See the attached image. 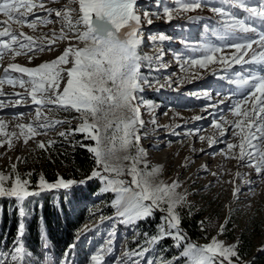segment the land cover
<instances>
[{"label":"snow or ice","instance_id":"obj_1","mask_svg":"<svg viewBox=\"0 0 264 264\" xmlns=\"http://www.w3.org/2000/svg\"><path fill=\"white\" fill-rule=\"evenodd\" d=\"M48 2L57 3L58 0ZM137 2L138 0H68L62 7L52 8L45 7L43 0L39 3L35 0H0V14L6 18L0 21V25H4L0 27V60L4 54H10L12 59L25 55L31 62L37 52L54 51L58 42H67L68 45L59 56L35 67L13 62L4 67L3 75L0 76V95H4L2 86L5 83L13 86L18 84L21 88L27 83L31 85V91L26 89L24 94L15 95L30 96L35 105L34 120L17 125L20 129L19 135L16 132L4 133L9 149L14 147L13 137L17 141L23 137L25 146L31 140L35 144V150L49 152L58 141L39 140L37 137L47 135L49 131H55L57 127L70 122L67 119L53 118L48 113L53 109L75 111L79 114L80 123L74 128L59 131L57 137L67 140L70 135L85 134L86 139L95 143L88 146L81 144V147H87L96 164V168L84 180L58 178L54 183H49L40 175L35 188L31 186L29 179L21 177L15 163L11 165L10 174L0 172V198H14L18 212L17 234L11 248L5 245L0 249V264H27V258L31 256L23 241L25 221L29 215L25 202L29 198L39 197L42 193L52 190H70L74 185H83L93 179L102 183L101 193L115 194L111 206L116 211L114 218L120 223L135 225L153 218L157 212L162 214L156 233L142 234L149 246L138 245L136 250L126 251L120 259V264H178L181 258H187L188 264H240L238 242L225 244L216 237L205 245L189 242L187 234L181 228L182 217L178 211L179 208L187 206L191 215L192 204L187 198L189 194L177 192L182 186L178 179L171 184L161 182L155 187L150 184L148 177L159 173L162 166H154L150 172L139 168V164L146 157L140 141L147 136L146 132H142L147 122L141 117V106L150 113L155 107L139 95L145 88L152 87L149 78L142 74L141 67L146 63L151 68L154 62L161 61L164 50L157 48L153 55H141L138 51L143 42L142 19L151 25V16H158L159 13L150 14L145 11L142 17L137 14ZM177 2L180 4L178 12H192L202 7V0ZM234 9L242 10L247 16L239 18ZM38 11H44L48 15L41 18L37 15ZM212 11L219 18L215 35L225 41L228 47L236 50L232 54V63L249 65V68L243 73H237L230 81L242 90L239 100L232 96L225 97L211 103L204 111L231 102L230 111L236 119L227 121L221 117L212 121V126L218 130L219 136L223 137L227 132L225 124H230L238 130L233 132V135L241 136L239 145L227 144L229 152L224 155L226 158L236 159L241 165L252 167L258 176L264 177V30L258 31L256 27L257 22L264 25V0L255 6L249 5L247 0H220V6L214 7ZM53 14L55 19L62 23V27L59 33L53 30L50 38L45 34L42 38L34 39L23 31L13 30L9 23L11 21L18 26L26 25L35 30L37 25L53 23ZM164 15L167 21L175 18L173 10L167 7L164 8ZM30 16L34 18L29 21ZM188 19L195 20L199 17L189 16ZM149 39L153 44H162L170 37L160 33ZM80 44H83V47H80ZM253 45L256 47L253 48ZM185 47L203 54L196 58L189 56L183 61L184 64L207 68L210 64L220 63L231 67L227 58L221 57L217 60L216 54L221 52L222 48L215 43L206 41L196 45L185 44ZM249 53L250 59H246ZM177 59L183 58L178 54ZM12 72L21 75L13 78ZM25 75L28 77L27 81L24 79ZM195 95L210 99L208 92ZM15 103L18 105L21 101L17 100ZM3 107L4 104L0 101V108ZM195 119L202 117L197 116ZM149 122L156 130L168 127L159 125L154 115ZM0 132H3V121H0ZM200 139L206 140L209 147L219 142L215 136H200ZM4 143V140H0V146ZM237 147L238 154L233 151ZM133 148L135 155L130 154ZM117 152L124 153L122 160L129 162L127 167L122 163L112 162L113 159H121L116 156ZM185 160L187 161V158ZM17 161L26 162L20 157H17ZM180 166L187 168L190 164L185 162ZM201 169L204 172L209 171L207 165H202ZM125 172L131 176L130 183L121 179ZM211 174L217 175L215 172ZM27 175L31 176V173ZM241 176L240 172H236L234 180ZM244 183L251 185L252 181L246 180ZM206 187H211V184ZM240 191L238 186L235 187L233 195L238 197ZM40 223L43 226L42 216ZM200 224L203 226L204 221H200ZM224 230L225 224H220L218 235L223 234ZM109 235L113 239L107 242L106 248H101L91 256L92 264H102V253L113 250L115 232ZM41 238L43 247L47 250V233L43 227ZM166 239H171L173 246L182 251L171 260L163 255L158 259H148V254L155 251L156 246ZM74 247L75 245L70 246L60 264H69L68 255ZM259 251L264 252V247Z\"/></svg>","mask_w":264,"mask_h":264},{"label":"rangeland","instance_id":"obj_2","mask_svg":"<svg viewBox=\"0 0 264 264\" xmlns=\"http://www.w3.org/2000/svg\"><path fill=\"white\" fill-rule=\"evenodd\" d=\"M35 2L39 3L41 0H35ZM59 2L61 6L57 8L67 4L68 0H58L57 3ZM261 2L262 0H247V3L253 6ZM43 3L45 7L52 8H55L52 5L56 4L49 3L48 0H43ZM219 6L220 0H202L201 8L192 12H178L180 4L177 0H141L139 3L137 2V14L142 17L145 11L150 14L159 13L158 16H151L153 20L151 25L142 19L141 35L143 42L138 51L141 55H153L157 48L164 50L161 61L154 62L151 68L146 63L141 67L142 74L149 78L152 87L145 88L144 92L139 95L144 101L151 102L155 107L150 113L141 106V117L147 122L142 132H146L147 136L140 141V146L144 149L146 157L139 164V168L142 171L150 172L154 166H162L159 173L148 177L150 184L155 187L161 182L171 184L178 179L182 186L177 189V192L189 194L187 198L192 204L191 214L200 213L202 216L200 221H204L203 226L200 224L201 238L197 240L188 236L181 223V228L187 234L189 242L205 245L213 237H216L225 244L237 242L239 244L245 236L250 245L253 244L254 255H256L264 253L259 251L264 247V177L258 176L252 167L241 165L236 159L226 158L224 155L229 152L227 144L239 145L241 136L233 135V132H238V130L230 124H225L224 127L227 132L224 137L219 138L218 130L212 126V121L213 119L219 120L221 117L227 121L236 119L230 111L231 102L219 104L215 109L210 108L209 111H204L211 103L225 97L232 96L239 100L242 90L230 81L235 78L237 73H243L249 68V65L232 63V54L236 50L228 47L225 41L220 40L215 35V30L219 27V18L212 9ZM165 7L173 10L175 18L172 21H167V17L164 15ZM234 11L239 18L247 16V13L242 10L234 9ZM41 13L47 14L44 11H38L37 15L40 16ZM73 15L75 16V13ZM189 16L199 17V19L189 20ZM33 18L30 16L29 21ZM4 19L6 18L3 14H0V21ZM9 23L13 30L23 31L29 36L33 35L34 30L26 25L18 26L11 21ZM3 26L0 25V27ZM39 26L41 25H37V28ZM43 26H49V24ZM256 27L258 31L264 30V25H260L259 22H257ZM48 33L43 32L42 36L47 34L49 37L50 33ZM160 33L166 34L170 39L162 44L159 42L153 44L149 37ZM206 41L215 43L222 48V51L216 54V58L217 60L221 57L227 58L231 67H225L220 63L210 64L207 68L184 64L183 61L189 56L196 58L203 54L199 51L193 52L190 48H186L185 44L196 45ZM255 47L253 45V48ZM42 53L38 52V54ZM178 54L183 59L178 60ZM9 56L11 55L9 54ZM6 57L8 54H4L3 59L0 60V76H2L3 67L7 66L2 65V61ZM245 58L250 59V53ZM4 87L2 90L4 95H0V101L4 104V107L0 108V121H3V132H0V140H4L5 143L0 146V172L5 175L10 174L11 165L15 163L21 177L29 179L33 188L38 183L40 175H43L48 181L47 169L50 172H57L58 178L75 181L84 180L86 177L82 179L65 177V173L68 172L66 170L68 156L76 150V147H81V144L88 146L94 145L95 142L86 139L83 133L70 135L67 140L57 137L59 131L74 128L80 123L79 114L75 111L65 112L56 109L48 113L53 118L67 119L70 122L67 125L57 127L55 131H49L47 135L37 137L39 140L56 139L58 141L49 152L35 150V144L31 140L25 146L23 137L18 141L13 137L14 147L9 149L4 133L16 132L19 135L20 129L17 125L29 123L27 119L35 113V105L31 103L29 110L18 109L17 107L23 106L22 103L31 100V98L13 97L15 93L11 92V89H14L16 93L23 90L18 84L13 86L5 83ZM27 88L31 89V85L27 84ZM204 92L210 94V99L203 95H195ZM17 100L21 101L18 105L15 103ZM153 115L159 125L168 127L156 130L154 125L149 122ZM197 116L202 117V119H195ZM1 118L9 119V121L6 122ZM21 118L23 119L21 120ZM194 122L197 123L194 124ZM110 135L111 132H109ZM200 136H215L219 142L211 147L208 146L206 150L201 152L200 147L208 143L206 140L202 141ZM233 151L238 154L239 148L237 147ZM90 154L92 155V153ZM130 154L135 155V148L131 150ZM123 155V152H117L116 156L121 159H113L112 162L122 163L127 167L129 162L122 160ZM161 156L164 157V163H158ZM17 157L26 162H18ZM185 162H188L190 166L182 168L180 165ZM145 163L147 164L146 169ZM202 165H207L209 171L204 172L201 169ZM94 168H96V164ZM213 172L217 175L213 176L211 174ZM236 172H240L242 176L234 180ZM28 173H31V176H28ZM121 179L127 183L131 182V176L127 175L126 172ZM233 180L234 182H232ZM246 180L252 181L251 185L245 184L244 181ZM209 184L211 187H206ZM237 186L241 189L238 197L233 195V189ZM101 188L102 183L98 179H93L83 185H74L70 190L61 189L42 193L39 197L29 198L25 202V209L29 215L25 221L26 231L23 241L26 249L31 253V256L27 258L30 264H46L45 259L53 260V264H60L66 251L72 245L75 247L68 255L69 262L92 264L91 256L101 248L107 247V242L113 239L109 235L113 231L115 232L113 250L102 253L104 256L102 264H120V259L126 251L136 250L138 245L149 246L142 234H155L157 225L161 222L162 214L157 212L153 218L140 221L135 225L120 223L114 218L116 211L111 206L115 194L111 192L101 193ZM53 193L62 199L63 205H60L59 214L52 215L51 228L56 234L58 232L63 233L61 232L63 221L69 219L72 226L68 227L70 230L68 236H73L72 242L63 246L57 254L51 253L48 249L45 250L40 243L36 242L28 230V226L32 223L37 212H35V207H41V202L38 203L37 201L39 199L44 200L46 194ZM0 199H7L6 208L9 212L16 211L18 215L14 198ZM178 211L182 217V214L189 212V209L184 206ZM110 217L113 219H109ZM226 221L227 223H225ZM220 224H225V230L223 234L218 235ZM15 236L11 237L7 230L2 231L0 226V249H3L5 245L11 248ZM180 251L182 249H176L171 239H166L156 246V250L150 252L147 258L158 259L160 255H163L166 259L171 260ZM252 257H241L240 264H250ZM178 264H188L187 258H181Z\"/></svg>","mask_w":264,"mask_h":264},{"label":"trees","instance_id":"obj_3","mask_svg":"<svg viewBox=\"0 0 264 264\" xmlns=\"http://www.w3.org/2000/svg\"><path fill=\"white\" fill-rule=\"evenodd\" d=\"M94 167L95 161L87 148L76 147V150L72 151L68 156V167L66 169L68 172L65 173V177L74 179L85 178L91 174ZM46 173L49 182H54L59 177L57 172H50L48 169ZM7 201V199H0V226L2 231L7 230L12 237L17 233L18 215L16 211L9 212L6 208ZM37 202H41L42 207H35V212H37L34 215L32 223L28 226V230L30 234L33 235L36 242L43 246V240L41 238V229L43 227L47 233L48 250L53 254H57L63 246L69 245V243L73 240V236H68L70 231L68 230V227H70L72 223L69 222V219L63 221V227L61 226V232L63 233L58 232L59 234H56V232L51 228V219L53 214H59L60 205H63L62 199L53 193L46 194L44 200L39 199ZM41 216L43 217V226L40 223ZM201 217L200 213H193L189 215V212H184L182 214V227L187 232L188 236L194 240L201 238L202 235V230L200 229ZM64 229L65 231H63ZM252 245L253 244L250 245V242L246 240L245 236H243L238 249L240 256L242 258L253 256L250 264H264V253L254 255V247ZM45 262L46 264L54 263L51 259H45ZM27 264H30L28 260ZM69 264L74 263L69 262Z\"/></svg>","mask_w":264,"mask_h":264},{"label":"bare ground","instance_id":"obj_4","mask_svg":"<svg viewBox=\"0 0 264 264\" xmlns=\"http://www.w3.org/2000/svg\"><path fill=\"white\" fill-rule=\"evenodd\" d=\"M141 0H139L138 1V3L140 2ZM53 7H55V8H57V7H59V6H61V4H60V2L59 3H56V4H54V5H52ZM49 7V6H48ZM70 7H76V5H70ZM47 15V14H46ZM46 15H44V14H40V17L42 18V17H44V16H46ZM52 19H53V23H50L49 24V26H43V25H41V26H39L38 28H36L33 32H32V34L33 35H31L34 39H37V38H42L43 36H42V33L43 32H45V33H48V31H49V38L52 36V31L53 30H55L57 33H59V31H60V29H61V27H62V23L60 22V21H58V20H56L55 19V17H54V14H53V17H52ZM16 31H20V30H16ZM27 35H29V34H27ZM58 44V46H56L55 47V49L56 48H58V50H54V51H44L42 54H38V52L35 54V58L34 59H32V61L31 62H29V59H28V57L27 56H25V55H20V56H16L15 57V59H12V57L11 56H9V54H8V57H6L2 62V65H7L8 63H10V62H13V63H18V64H20V65H22V66H26V67H35V66H37V65H39L40 63H42V62H44V61H50V60H52V59H54L55 57H57V56H59L62 52H63V50H64V48L65 47H67L68 45H67V42L66 43H63V42H58L57 43ZM60 44V45H59ZM83 44H80L79 46L80 47H83L82 46ZM71 65H68V67H70ZM4 68V67H3ZM173 69H174V66L172 67ZM1 75H3V72L1 73ZM11 75H12V77H19L21 74L20 73H15V72H12L11 73ZM24 79L27 81V79H28V77L25 75L24 76ZM30 85V84H29ZM3 88H5L4 87V85L2 86V90H3ZM9 89H10V87H8ZM26 89H27V91H31V89L30 88H27V83L25 84V87L23 88V90L22 91H20V92H18V93H20V94H24L25 92H26ZM11 92H14V93H16V91L14 90V89H11ZM13 97H17V98H20V99H25V97H30V96H24V97H21L20 95H13ZM31 103H32V101L31 100H27V101H25V102H23L22 104H23V106H21V107H17L18 109H20V108H22V109H24V110H29V108L31 107ZM7 110H9V109H7ZM34 117H35V113L33 114V116H31L30 118H28L27 119V121L28 122H30V121H33L34 120ZM12 119V118H11ZM23 118H21V120H22ZM1 120H4V121H6V122H8L9 121V119H5V118H1ZM14 123V122H13ZM197 122H194V124H196ZM197 133H199L198 131H197ZM195 135H197V134H195ZM225 136V135H224ZM223 136V137H224ZM219 138H222L221 136L219 137ZM208 144H203L201 147H200V149L199 150H201V149H203V150H206L207 148H208ZM159 161L160 162H158V163H164L165 162V160H164V157H160L159 158ZM249 264V263H248Z\"/></svg>","mask_w":264,"mask_h":264}]
</instances>
